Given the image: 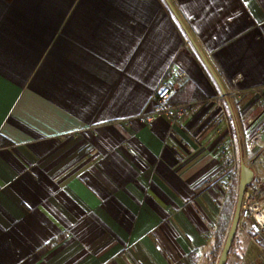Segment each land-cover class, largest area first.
I'll return each instance as SVG.
<instances>
[{
    "label": "crops",
    "instance_id": "1",
    "mask_svg": "<svg viewBox=\"0 0 264 264\" xmlns=\"http://www.w3.org/2000/svg\"><path fill=\"white\" fill-rule=\"evenodd\" d=\"M169 2L0 0V264H217L224 155L264 129V0ZM171 67L190 107L140 121ZM225 264L264 250L237 229Z\"/></svg>",
    "mask_w": 264,
    "mask_h": 264
},
{
    "label": "built area",
    "instance_id": "2",
    "mask_svg": "<svg viewBox=\"0 0 264 264\" xmlns=\"http://www.w3.org/2000/svg\"><path fill=\"white\" fill-rule=\"evenodd\" d=\"M185 76L186 73L182 69L171 67L152 94L153 109L142 113L138 119L148 123L154 118L162 116L173 123L184 114L190 107L189 104L170 107L166 103L171 94L181 87ZM254 92L259 99L264 100L263 88L254 89ZM254 138H264V129L257 130ZM237 229L250 233L251 238L258 242L264 250V176L254 189L245 190L239 209Z\"/></svg>",
    "mask_w": 264,
    "mask_h": 264
},
{
    "label": "rangeland",
    "instance_id": "3",
    "mask_svg": "<svg viewBox=\"0 0 264 264\" xmlns=\"http://www.w3.org/2000/svg\"><path fill=\"white\" fill-rule=\"evenodd\" d=\"M261 131V129H258ZM235 152V150H234ZM230 153V157L224 155L223 162L225 166H235V171L237 164L239 165L241 156L238 150L235 153ZM241 152L242 160L244 163L252 167L255 172L253 179V186L249 189H254L258 181L264 176V138L255 139L251 137L248 141L241 142ZM224 154V152L222 153Z\"/></svg>",
    "mask_w": 264,
    "mask_h": 264
},
{
    "label": "water",
    "instance_id": "4",
    "mask_svg": "<svg viewBox=\"0 0 264 264\" xmlns=\"http://www.w3.org/2000/svg\"><path fill=\"white\" fill-rule=\"evenodd\" d=\"M166 3L168 4L169 8L173 10V7L169 0H165ZM174 11V10H173ZM177 16V15H176ZM178 18V16H177ZM255 172L254 170L244 163V161H241L239 164V183H238V192H237V198L235 202V207H234V212H233V217L232 221L229 227V230L227 232L224 244L221 249V253L219 255L217 264H225L226 258L230 249V246L232 244L235 231L237 229V219L239 215V209L241 206L242 198L246 189V186L251 183L254 179Z\"/></svg>",
    "mask_w": 264,
    "mask_h": 264
},
{
    "label": "trees",
    "instance_id": "5",
    "mask_svg": "<svg viewBox=\"0 0 264 264\" xmlns=\"http://www.w3.org/2000/svg\"><path fill=\"white\" fill-rule=\"evenodd\" d=\"M166 5L168 6V4H166ZM168 8H169V6H168ZM169 10H170V8H169ZM238 183H239V169H238L237 177L232 178V180L230 181V184L228 186L227 192H226V198L224 201V211H226V217H225V222L223 223L221 235H219L220 237L216 240V242L214 244L215 245V247H214V249H215V261H218L222 246L224 244L227 232L229 230V227H230V224L232 221L235 202H236V198H237V192H238ZM252 186H253V182L249 183L246 186L245 190L251 188Z\"/></svg>",
    "mask_w": 264,
    "mask_h": 264
}]
</instances>
